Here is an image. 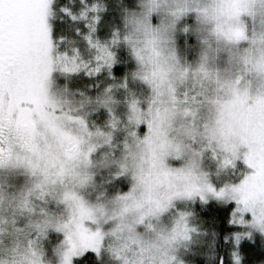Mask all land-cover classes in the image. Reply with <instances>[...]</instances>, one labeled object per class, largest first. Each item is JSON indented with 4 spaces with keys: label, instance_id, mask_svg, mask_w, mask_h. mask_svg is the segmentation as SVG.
<instances>
[{
    "label": "clouds",
    "instance_id": "clouds-1",
    "mask_svg": "<svg viewBox=\"0 0 264 264\" xmlns=\"http://www.w3.org/2000/svg\"><path fill=\"white\" fill-rule=\"evenodd\" d=\"M50 24L46 102L0 118V264H62L82 212L85 264H214L187 193L238 182L229 149L264 132V0H52ZM248 248L264 264V234Z\"/></svg>",
    "mask_w": 264,
    "mask_h": 264
},
{
    "label": "snow or ice",
    "instance_id": "snow-or-ice-1",
    "mask_svg": "<svg viewBox=\"0 0 264 264\" xmlns=\"http://www.w3.org/2000/svg\"><path fill=\"white\" fill-rule=\"evenodd\" d=\"M96 9L94 8L93 11ZM65 14L77 19L68 9L62 10ZM27 14L31 21V30L23 35L19 28V18ZM52 15V0H0V118H3L4 106L2 103L7 93L9 100L7 112L10 115L20 99H25L40 107L46 102L44 97L45 82L51 71L52 27L49 18ZM81 13V18H85ZM99 22V17L95 18ZM90 33L96 31L89 25ZM89 46L100 51L99 41L93 44L92 35L84 37ZM77 55L79 52L74 49ZM65 59L67 55L65 54ZM74 56L73 67H65L64 71H76ZM101 59V57H97ZM27 79V90L21 91V77ZM24 112H21L23 116ZM244 151L241 154L236 147L229 149L231 158H225L224 166L234 165L240 159L248 169L242 178L235 183L225 184L217 189L211 183H205L202 189L189 190L187 195L199 194L202 202H207L208 196L222 202L233 204L234 211L230 223L239 226L241 231L234 234V242L240 246L243 237L251 239L253 233L264 234V132L242 138ZM205 193L207 195H205ZM87 213L82 212L80 219L75 223V230L66 233V250L63 253L62 264H72L74 257L85 258L89 253L100 255L101 236L99 232H90L83 221ZM185 231L187 229L185 228ZM232 264H241L238 251L231 253ZM223 264V262H222Z\"/></svg>",
    "mask_w": 264,
    "mask_h": 264
},
{
    "label": "trees",
    "instance_id": "trees-1",
    "mask_svg": "<svg viewBox=\"0 0 264 264\" xmlns=\"http://www.w3.org/2000/svg\"><path fill=\"white\" fill-rule=\"evenodd\" d=\"M76 36H80V34L76 33ZM75 47L79 53H82L85 50V43H77ZM113 71L114 74L118 76L121 75L122 65H117L116 67H114ZM231 210L232 205H221L218 203H209L207 205L199 206L194 209V215L198 217L197 222H201L202 229L212 234L213 242L210 245L208 244V258L211 259L214 264H222V262L223 264H225V261L231 259V253L233 251H238L239 254L241 249L251 251V249L248 248V241L250 240L241 241L239 247H237L236 245L234 246L231 243V238L236 232L239 231L238 228H236L229 222L231 219ZM92 255V253H89L85 258H76L78 259L76 261V264H85V261H88L89 257H91ZM199 259L201 261V264H203V257H200ZM89 264H91L90 261Z\"/></svg>",
    "mask_w": 264,
    "mask_h": 264
},
{
    "label": "rangeland",
    "instance_id": "rangeland-1",
    "mask_svg": "<svg viewBox=\"0 0 264 264\" xmlns=\"http://www.w3.org/2000/svg\"><path fill=\"white\" fill-rule=\"evenodd\" d=\"M49 23H50V18H49ZM19 28H20V31H21V33L23 35H26V34H28L30 32V30H31V21H30L29 16L27 14H22L20 16V18H19ZM77 34H80V32L78 31ZM87 35H88L87 31H86V33L84 31V33L82 35L80 34V36H77V40H75L73 42L74 46H76L77 43H83V42L85 43V50L82 53H80L82 58H84V59H89L91 57V55H92L91 50L87 46V41L84 39V37L87 36ZM93 35H94L95 39L100 40L101 42H103V40L107 38L105 32L99 26L97 27V31ZM69 54H71V53H69ZM123 73H124V67L122 66V74L121 75H123ZM81 76H83V75H81ZM73 79L77 80V82H78V78L77 77L74 76ZM85 79H87V78L85 77ZM19 83H20L21 91H26L27 90V83H28L26 77L22 76ZM12 99H13V97H10L7 93L4 95L3 100H2L4 109H5V107H7L9 100H12ZM30 103L31 102L28 101V100L20 99L18 105H16L13 108V110L11 112V115L13 117H15L16 115L21 114V112L28 111V109L26 108V105H28ZM209 203H218V204H221V205H229V204L232 205V210H231V215H230L231 219H232V213L234 211V207L235 206L233 204H231V203H228V202H222V201H217L215 199H211V200H208L207 202H198L195 205V208L199 207V206L207 205ZM198 224L201 225L200 232H201L202 236L204 237V239L207 241V245L208 244L209 245L212 244V242H213L212 241V234L208 233L207 231L202 229V224H201L200 221H199ZM234 226L236 228H238L239 231L242 230V229L239 228V226H237V225H234ZM210 239H211V241H210ZM213 239H214V237H213ZM243 240H250V239H248L247 237H243L241 241H243ZM231 243L234 246L236 245L235 242H234V236L231 238ZM76 258H80V257H74V259H76Z\"/></svg>",
    "mask_w": 264,
    "mask_h": 264
}]
</instances>
